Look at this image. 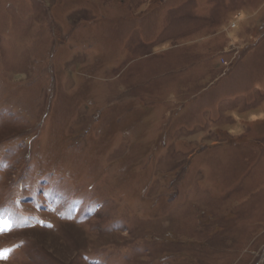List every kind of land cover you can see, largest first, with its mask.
<instances>
[{
    "label": "rangeland",
    "instance_id": "rangeland-1",
    "mask_svg": "<svg viewBox=\"0 0 264 264\" xmlns=\"http://www.w3.org/2000/svg\"><path fill=\"white\" fill-rule=\"evenodd\" d=\"M0 264H264V0H0Z\"/></svg>",
    "mask_w": 264,
    "mask_h": 264
},
{
    "label": "bare ground",
    "instance_id": "bare-ground-1",
    "mask_svg": "<svg viewBox=\"0 0 264 264\" xmlns=\"http://www.w3.org/2000/svg\"><path fill=\"white\" fill-rule=\"evenodd\" d=\"M8 228V223L7 222H0V232L3 230H6Z\"/></svg>",
    "mask_w": 264,
    "mask_h": 264
}]
</instances>
